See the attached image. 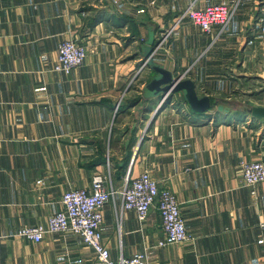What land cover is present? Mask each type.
<instances>
[{
	"label": "crops",
	"instance_id": "1",
	"mask_svg": "<svg viewBox=\"0 0 264 264\" xmlns=\"http://www.w3.org/2000/svg\"><path fill=\"white\" fill-rule=\"evenodd\" d=\"M260 1L0 0V264H104L70 232L13 235L45 224L62 194L89 188L97 170L117 189L100 225L111 258L264 264V183L247 186L239 170L242 159L264 160V119L233 95L264 82ZM220 3L232 10L225 26L177 20L190 5ZM152 36L153 61L191 79L207 111H192L182 92L144 95L155 72L139 67ZM64 39L87 48L69 74L53 70ZM144 169L175 193L188 241L159 247L157 209L139 221L122 208L124 179Z\"/></svg>",
	"mask_w": 264,
	"mask_h": 264
},
{
	"label": "built area",
	"instance_id": "2",
	"mask_svg": "<svg viewBox=\"0 0 264 264\" xmlns=\"http://www.w3.org/2000/svg\"><path fill=\"white\" fill-rule=\"evenodd\" d=\"M185 16L204 31L209 32L214 23L225 26L232 16V10L226 3L202 9H195L193 5H190L177 20ZM258 30L264 34V0L260 1L259 5ZM171 31L172 29H168L157 35L156 45L164 43ZM86 55V45L74 39H64L58 44L53 70L69 74L84 62ZM144 66H146L145 63L139 68L142 69ZM139 68L136 73L140 71ZM107 167H109V162H107ZM239 170L247 186L252 187L257 183H264V160L242 159L239 161ZM107 179H109V173L97 170L91 177L89 188H72L62 194L61 209L50 215L45 224L19 227L13 235L39 242L47 232H70L78 235L83 243L93 251L96 259L104 264H148L146 255L140 252H135L128 257L121 256L113 259L102 241L100 231L103 221L102 209L117 192L113 186H105ZM119 192L122 196V208L133 211L139 221H144L152 208L157 209L163 233L157 241L159 247L170 243L185 242L191 238L186 231L175 193L170 187L159 185L148 169H144L134 177L127 176ZM251 193L255 194L253 188Z\"/></svg>",
	"mask_w": 264,
	"mask_h": 264
},
{
	"label": "water",
	"instance_id": "3",
	"mask_svg": "<svg viewBox=\"0 0 264 264\" xmlns=\"http://www.w3.org/2000/svg\"><path fill=\"white\" fill-rule=\"evenodd\" d=\"M153 36L148 42V49L145 53L146 59L142 64H146L155 75L145 84L143 93L145 96L157 97L166 93L182 92L190 109L194 112L207 111L211 106L210 98L207 95H200L196 91L195 83L191 79H182L181 75L176 76L174 73L166 69L163 65L153 61L152 54L154 52ZM248 115L253 119H264V105H251L246 108Z\"/></svg>",
	"mask_w": 264,
	"mask_h": 264
},
{
	"label": "rangeland",
	"instance_id": "4",
	"mask_svg": "<svg viewBox=\"0 0 264 264\" xmlns=\"http://www.w3.org/2000/svg\"><path fill=\"white\" fill-rule=\"evenodd\" d=\"M233 95L244 102V110L252 104L264 105V82H258L256 85L252 83L251 86L246 85L245 91L237 90Z\"/></svg>",
	"mask_w": 264,
	"mask_h": 264
}]
</instances>
